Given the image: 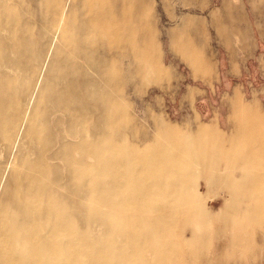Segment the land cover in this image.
Here are the masks:
<instances>
[{
  "label": "bare ground",
  "instance_id": "obj_1",
  "mask_svg": "<svg viewBox=\"0 0 264 264\" xmlns=\"http://www.w3.org/2000/svg\"><path fill=\"white\" fill-rule=\"evenodd\" d=\"M40 6L55 31L41 44L17 6L0 0V141L18 150L0 199V264H219L227 253L245 254L252 242L243 222L264 226V114L236 102L239 122L228 132L200 127L190 136L164 126L151 147L114 143L127 114L126 74L142 71L144 41L154 37L151 7ZM11 56L30 66L23 90L4 69ZM38 57L48 60L45 71ZM57 185L71 191L57 193ZM91 221L106 225L91 235Z\"/></svg>",
  "mask_w": 264,
  "mask_h": 264
},
{
  "label": "rangeland",
  "instance_id": "obj_2",
  "mask_svg": "<svg viewBox=\"0 0 264 264\" xmlns=\"http://www.w3.org/2000/svg\"><path fill=\"white\" fill-rule=\"evenodd\" d=\"M144 2L151 7L147 18L152 22L154 37L150 40L147 35L144 41L142 71L126 74L122 102L127 114L114 126L120 132L113 138L114 143L126 139L141 148L151 147L164 136V126L190 136H195L200 127L215 133L228 132L239 122L236 102L264 114V46L260 45L264 44L261 42L264 39V0ZM11 3L17 6L22 19L32 24L33 34L40 44L55 38V31L46 28L47 24L38 16L40 0H11ZM23 34L26 37L25 31ZM13 60L23 68L17 67ZM134 62L135 59H128L123 64L128 66ZM36 63L42 71L48 60L38 57ZM123 64L120 63V68ZM29 67L24 57L21 56L20 61L11 56L4 69L18 80L23 90ZM227 68H231L233 74H227ZM112 110L119 112L121 105L115 102ZM17 154V148L7 150L0 141V199L15 168ZM39 154L36 148L29 155L35 160ZM196 183L203 197L204 182L198 179ZM55 189L57 193L65 189L71 191L58 185ZM214 212L218 213L219 209ZM260 220L243 222L250 231L244 236L252 242L246 253H227L219 259V264H264V226L260 227ZM85 223L79 217L76 227L84 228ZM105 225L91 221L86 228L94 235Z\"/></svg>",
  "mask_w": 264,
  "mask_h": 264
},
{
  "label": "crops",
  "instance_id": "obj_3",
  "mask_svg": "<svg viewBox=\"0 0 264 264\" xmlns=\"http://www.w3.org/2000/svg\"><path fill=\"white\" fill-rule=\"evenodd\" d=\"M262 43L264 42V39H262V41H261ZM260 45H263L264 46V44H261L260 43ZM227 74H233L232 72H231V68H227Z\"/></svg>",
  "mask_w": 264,
  "mask_h": 264
}]
</instances>
